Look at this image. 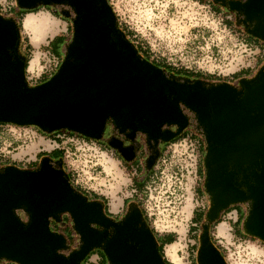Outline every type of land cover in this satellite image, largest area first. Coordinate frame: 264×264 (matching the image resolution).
Segmentation results:
<instances>
[{"label":"water","instance_id":"1","mask_svg":"<svg viewBox=\"0 0 264 264\" xmlns=\"http://www.w3.org/2000/svg\"><path fill=\"white\" fill-rule=\"evenodd\" d=\"M249 23L264 42V0H214ZM19 9L65 6L72 36L53 75L28 86L18 54L14 17L0 13V122L30 125L51 134L67 130L101 140L107 120L120 133L140 130L155 150L192 126L204 141L203 189L209 209L196 250L197 264H227L210 237V224L231 205L244 204L243 232L264 242V64L256 75L226 81L175 75L141 58L116 26L108 0H16ZM23 26V25H22ZM169 124L175 130L164 129ZM127 161L126 153L108 140ZM66 213L77 245L62 233ZM112 228L109 230V228ZM100 228H105L100 230ZM100 248L109 264H166L141 209L129 202L118 220L100 200L77 190L62 158L42 156L34 168L0 166V260L16 264H82Z\"/></svg>","mask_w":264,"mask_h":264},{"label":"rangeland","instance_id":"2","mask_svg":"<svg viewBox=\"0 0 264 264\" xmlns=\"http://www.w3.org/2000/svg\"><path fill=\"white\" fill-rule=\"evenodd\" d=\"M108 1L118 23L121 26L127 25L128 29L132 31V35L128 37L134 43L146 47L150 51L151 58H165L181 73H183L184 65H190L195 70L215 73L220 77L231 75L246 67H249L251 69L250 74L254 75L264 64V42L248 38L246 29L238 22L240 16L235 15L233 11L223 7L220 12L214 11L211 8V3H199L197 0ZM0 5L3 13L14 17L7 10L11 6L17 8L16 0H0ZM56 7L55 5L40 7L33 12L26 13L21 20L15 18L18 24L20 22V28H18L19 41H23L25 44L28 41L31 45L30 50L25 51L29 54L28 63L31 68L36 65L38 57L40 65L48 63L51 53L54 52L49 43L57 35H60L63 44L57 43L54 53L60 57L61 62L65 45L71 39V21L62 16ZM58 25L59 29L57 28ZM64 27L67 30L63 32ZM229 81L228 83H233L239 89V85L232 82L234 79H229ZM188 128L195 131V136L201 139L204 154L205 145L201 134L192 126ZM15 129L18 138L13 140L8 137L12 144L0 145V150L10 160L28 165V162L35 159L36 153L48 151L53 147V143L50 144L49 140L43 137L44 133L36 127L25 126L15 127ZM62 145L65 144L62 143ZM71 152L67 159L76 165L75 169L80 173L79 181L81 180V183L87 187H94L95 191L104 195L110 212L114 215L122 214L120 210L116 214V210L118 206L119 209H123V207L124 210L126 209L125 205L121 206V202L131 194L133 187V180L131 179L134 170L125 164H121L115 151L107 148L106 154L109 157L104 155L103 167L96 169L93 174V169H90L91 163L88 160L94 162L95 159L88 155L89 152L84 156L75 147L72 148ZM201 166L203 169L202 162ZM92 176H95L94 180ZM203 181V175H201V180L198 182L199 186H196V189L190 192L189 196L187 195L188 197L192 195L195 206L197 203L201 204L202 201L209 203L208 196L203 189ZM187 202L189 205V201ZM185 205L186 203H184L181 216L183 218L181 226L187 229L191 223L190 216L185 211ZM240 207L246 211L244 204H240ZM205 215L204 213L198 215L197 220H202ZM235 218V210L224 211L219 218L220 223L215 225L211 233L224 249L227 264H264V242L247 234L242 237L237 236L233 226ZM219 225L224 230L223 234L218 232ZM227 225L229 233H227ZM195 229L197 230L195 240L198 242L197 237L201 232V227L198 226ZM73 237L76 241L75 232H73ZM189 238L187 236L184 242ZM172 243L176 249L177 242ZM4 262L7 261L0 260V263Z\"/></svg>","mask_w":264,"mask_h":264},{"label":"built area","instance_id":"3","mask_svg":"<svg viewBox=\"0 0 264 264\" xmlns=\"http://www.w3.org/2000/svg\"><path fill=\"white\" fill-rule=\"evenodd\" d=\"M197 1L199 3L209 4L208 1ZM142 47L143 49H146L143 45ZM146 50L148 51V49ZM162 59L167 63L170 69L180 72L165 58L155 59L149 57V60H154L156 62ZM40 64L41 63L38 60L36 65L31 68L28 63L25 70V81L28 86H35L41 82L43 77L48 78L53 75L60 64V57L57 54L51 53L48 63H44L43 65ZM186 70L200 71L193 69L190 65H184L183 72ZM25 126L35 127L0 122V145L6 143H8L7 145H11L12 142L8 140V137L13 140L18 138L15 127ZM194 132L195 131L192 129L186 128L173 139L164 141L151 168L144 172L145 174L141 177V182H139L138 186L132 184L133 187L131 188V194L125 197V199H131L138 205L151 229H153L158 235L164 233H175L176 237L181 235V224L183 220L181 216L183 214L185 200L190 195V192L195 190L196 186H199L198 182L201 180L199 168L203 159V145L201 139L197 138ZM43 137H46L50 144L53 143V147L50 150L54 148H60L63 150L62 161L64 170L69 175L73 186L78 187L86 194L91 195L92 193H96L102 195L95 191L93 189L94 187H87L81 183V180L79 181L78 177L80 176V173L75 169L76 165L73 161H68L67 159L72 153L71 151L73 147L79 149L84 156L89 152L88 155L95 159L94 162L88 160L91 163L90 169H93L92 173L94 174L96 169L103 167L102 161L104 160V155L109 157L106 154L108 147L104 145L102 141L74 132H69L67 130H58L51 134L44 133ZM62 143L65 145H62ZM36 156L37 153L35 159ZM35 159L33 161H36ZM1 163L15 164L20 167L30 166V162H28V165H25V163L20 164L19 162H15V160H10L8 157H5L3 151L0 150V164ZM133 170V174H135L134 167ZM92 179L94 180L95 176H92ZM196 206H198L197 208L195 207L197 210H206L209 203L202 201L201 204L197 203ZM232 210H235L236 212L235 221L237 219V210ZM120 211H122V209H120ZM190 223L192 222L190 221ZM191 226L192 225H189V227ZM179 258L180 261H178L177 264H192L189 257L182 253L179 254ZM0 264L13 263L4 262ZM82 264L109 263L104 256L92 251L83 260Z\"/></svg>","mask_w":264,"mask_h":264},{"label":"trees","instance_id":"4","mask_svg":"<svg viewBox=\"0 0 264 264\" xmlns=\"http://www.w3.org/2000/svg\"><path fill=\"white\" fill-rule=\"evenodd\" d=\"M200 1H202V2L208 1L209 3H211V0H200ZM40 7H45V6H40ZM40 7H38V8H40ZM38 8H36V9H38ZM211 8H213L214 11H218V12L221 11V7L213 5V4H212ZM36 9H34V10H25V9H19L18 6H17V8H15L14 6H11V7H9V9L7 11H8V13L13 14L14 18H17V19L21 20L26 13L33 12ZM225 9H227V8H225ZM0 13L5 15V16L9 15V14H5V13L2 12V6L1 5H0ZM19 24H20V22H19ZM19 24L17 23V29L20 28ZM116 26L121 30L124 38L128 40L127 35H132V31H130L128 29L127 25H122L121 26L120 23H118L117 18H116ZM246 33L248 35V38L253 39L254 41L261 40V39H259L257 37L251 36L247 31H246ZM128 41H130V40H128ZM57 43H62L63 44V40L60 37V35L54 36L53 39L49 43L51 45L50 46L51 50H53L54 52H56L55 48H56V44ZM131 44H132V42H131ZM134 47L136 48L137 53H138V55L141 58L149 60L150 52H148L146 49H143L142 45L138 44L137 46H134ZM30 48H31V45H30V43L28 41L25 44V43H23V41L22 42L19 41V37H18V49H17V51H18V54L20 56L24 57L25 70H26V68L28 66V61H29V54H27L25 51H29ZM21 49H23V51H21ZM140 51L142 53L141 55H140ZM54 52H52V53H54ZM54 54H56V53H54ZM149 61L152 62L153 64L157 65V66H160L162 68H165V69L169 70L171 73H173L175 75H182V76H186V77H190V78H202V79H205V80H208V81H229V79H235V78L240 77V76H246L247 77L248 75H250V72H251V69L249 67H246V68L240 69L237 72L232 73L231 75L223 76V77H220V75H215V74H212V73H204L202 71H193V70H186L183 73H181V72H178V71H174L173 69H170V67L167 65V63L163 59L160 60V61H157V62L154 61V60H149ZM45 80H47V78L43 77L41 79V82H44ZM202 152H203V146H202ZM41 154H47V155H50L53 159H57V158H62L63 150L60 149V148H54V149H52L50 151L39 152V153H37V156H40ZM29 165L35 167L37 164H36V161H33V162H30ZM63 168H64V166H63ZM199 171H200V174L203 175V179H204L203 169H202L201 165H200ZM74 187L77 190H79L80 192H82L83 194H86L83 191H81L78 187H76V186H74ZM91 196L92 197H101V199H103V201L106 202V198L104 196H102V195H99V194H96V193H92ZM130 201H133V200L125 199L126 203L130 202ZM104 204H105L104 207H105V210H106L107 209V204L106 203H104ZM229 209H236L237 210V219L233 222V226L235 227L234 228L235 234L237 236H240V237L245 236L246 234L243 232V229H242V221H243V219H244V217L246 215L245 209H242L240 207V204H236V205L229 206L224 211H227ZM224 211H222L221 214ZM206 212H207V209L206 210L199 209V210L195 211V213H194V215L192 217V222L195 223V225L191 226V230H194V228L198 227V226L201 227V224L205 221V217L202 220L201 219L197 220L198 219V215L203 214V213L205 215ZM221 214H220V216H221ZM220 216H219V218H220ZM219 218L216 221H214V222H212L210 224L209 233H210V237H211V240L213 241V243L216 245V247L224 255V249L222 248V246L216 241V239L211 234L213 228L215 227V225L220 221ZM152 231L154 232L153 229H152ZM154 234H155L156 239L158 241L159 249H160L162 255L164 256V251H163L164 245L172 243L176 239V234L175 233H164V234L158 235L156 232H154ZM199 236H200V233H199V235L197 237L198 240H199ZM70 237H72V236H70ZM197 248H198V242H197V244L195 246V249H194V252H193L194 264H197L196 255H195ZM164 260H165L166 264H170V262L165 257H164Z\"/></svg>","mask_w":264,"mask_h":264},{"label":"flooded vegetation","instance_id":"5","mask_svg":"<svg viewBox=\"0 0 264 264\" xmlns=\"http://www.w3.org/2000/svg\"><path fill=\"white\" fill-rule=\"evenodd\" d=\"M211 3L213 5L219 6L221 8L222 7L223 8H226L225 6H223L221 3L217 2V1L211 0ZM63 8H65V6H58V7H56V10H61ZM235 15H236V13H235ZM238 22L247 31V28L249 27V23L246 20L242 19L241 17H239ZM128 36H130V35H127L128 40H130V42H132V44L134 46H137L138 43L137 44L134 43V41L131 40ZM258 41H261V40H258ZM141 54L142 53L140 51V55ZM256 73L254 75L250 74L247 77L246 76L237 77L232 82L238 84L239 85V88H242V84H241L240 80L242 78H249V79H251V78H253L256 75ZM226 82H230V81H226ZM113 126L114 125H113V122L111 120H107L106 121V123H105V129H104V133H103V139H101L100 141H102L103 144L106 145L109 149H112V150L115 151V154L117 155V157L120 160V163L121 164H125V165L129 166L130 168L132 166H134L135 174H132V179L131 180H133V184H135V185L138 186L139 182H141V177H142L141 176V168H144L145 171L148 170L146 168V161H147L148 157L154 152L155 147H154L152 141H151V143L148 142V140H149L148 136L146 134H142L140 130H137L135 132H132L131 129H126L124 132L120 133ZM164 129L175 130L176 127L173 124H169L168 126H165L163 128V130ZM110 139H111L112 143H115V144L120 145L121 147H123L124 148V151L126 153H129L131 151L130 150V147H132L133 150H134V152H135L134 158L131 161L125 160L123 158V156L119 153L118 149H116V148H114V147H112V146L109 145L108 140H110ZM163 142H164L163 140H160L159 141V143H158V149L159 150H160ZM42 156H48V157L52 158L50 155L41 154L40 156H36V159H35L36 160V164H38V162H39V160H40V158ZM8 164H10V163H1L0 166H4V165H8ZM13 165H15V164H13ZM16 166H18V165H16ZM18 167H20V166H18ZM132 169H133V167H132ZM85 195H87L89 199L100 200V201L103 202V204L104 203L107 204V200H106V202H104L103 199H101V197H92L90 194H85ZM102 196H104V195H102ZM131 202H134V201H131ZM124 205H125V207L127 209V205L128 204L125 201L123 203V206ZM125 210H124V207H123L121 213L122 214L125 213ZM104 211H105V213L109 217H111L112 219H115V220H118L120 218V216L122 215V214H120V215H114V213L110 212L108 210V208L105 210V207H104ZM61 219L64 222L63 224L57 223V222L51 220V222H50V228L53 231H57V232L62 233L63 235H65V237L69 241V244H70L71 248H74L77 245V239H76V241L73 239L74 238L73 237V232L74 231H73L72 226H71V220H70L69 216L66 213H64V214L61 215ZM104 229L105 228H100V230H104ZM111 229L112 228L110 227L109 230H111ZM70 236H72V237H70ZM95 252L98 253L101 256H104V254H103V252H102V250L100 248H97L95 250Z\"/></svg>","mask_w":264,"mask_h":264},{"label":"crops","instance_id":"6","mask_svg":"<svg viewBox=\"0 0 264 264\" xmlns=\"http://www.w3.org/2000/svg\"><path fill=\"white\" fill-rule=\"evenodd\" d=\"M51 16H53V15L51 14ZM54 18L57 19L56 17H54ZM57 28L59 29V25L57 26ZM66 30H67L66 27H64L62 29L63 32L66 31ZM38 60H39V57H38ZM38 60H37V62H38ZM27 167L28 168H33L34 166H27ZM132 167H134V166H132ZM144 172H145L144 168H141V176H144V174H145ZM124 201L125 200H122L121 206H123ZM187 201H189V205H187L188 204ZM185 203H186V205H185V211L190 216L189 218H190V221L192 222V217H193L195 211H197V209L195 208L196 206L193 203V197L192 196L187 197L186 200H185ZM190 208H191V210H189ZM119 210L120 209H119V206H118V209L116 210V214L119 212ZM221 222L227 223L226 221H221ZM193 224H195V223L192 222L191 225L194 226ZM228 225H227V233H229V227H228ZM216 231H217V229H216ZM196 232H197V230L195 228H194V230H191V227H189V226H188L187 229L185 227H181V232H180L181 235L180 236H177L176 239L173 241V242H177V244H178L177 247H176V249L174 251L173 250H170V252L168 253V251L166 249V247H167L168 244H165L164 245V249H163V251H164V257L167 260H169L170 263L177 264L178 261H180L179 254L182 253L183 255L188 256L189 259L192 261V264H194L193 252H194L195 246L197 244V242L195 240V238H196ZM187 236L190 237V238L186 242H184L185 241V238ZM219 236H222V235H219ZM171 252H173V255H172Z\"/></svg>","mask_w":264,"mask_h":264},{"label":"bare ground","instance_id":"7","mask_svg":"<svg viewBox=\"0 0 264 264\" xmlns=\"http://www.w3.org/2000/svg\"><path fill=\"white\" fill-rule=\"evenodd\" d=\"M29 15H30V13H29ZM26 18V17H25ZM37 23V22H36ZM44 23H45V20H44ZM31 25V24H30ZM34 25V24H33ZM32 27V26H31ZM37 27V26H36ZM41 27H43V26H41ZM30 30V29H29ZM37 31V30H36ZM33 34V33H32ZM33 37V36H32ZM218 232L220 233V234H223V232H224V230L222 229V227H221V225H219L218 226ZM166 249H167V251H168V253L170 252V250H175V248H174V245H173V243H170V244H168L167 245V247H166ZM172 253V255H173V252H171Z\"/></svg>","mask_w":264,"mask_h":264}]
</instances>
